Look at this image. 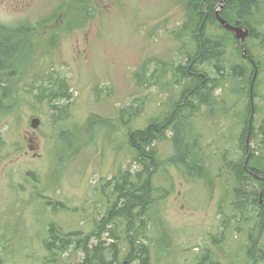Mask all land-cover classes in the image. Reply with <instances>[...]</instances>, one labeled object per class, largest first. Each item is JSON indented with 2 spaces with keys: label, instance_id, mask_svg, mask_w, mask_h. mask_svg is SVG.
<instances>
[{
  "label": "rangeland",
  "instance_id": "rangeland-1",
  "mask_svg": "<svg viewBox=\"0 0 264 264\" xmlns=\"http://www.w3.org/2000/svg\"><path fill=\"white\" fill-rule=\"evenodd\" d=\"M257 1L261 8L250 23L256 32H264V0ZM188 4L189 0H0V24L34 28L47 22L27 38L31 54L23 64L18 62L20 72L13 80L19 106L0 122L6 143L0 148L2 264L81 263L85 252L76 250L75 241L66 250L56 241L48 250L52 224L64 233L94 234L91 250L100 242L106 248L119 242L124 259L125 237L134 231L122 224L116 242L109 231L99 234L97 224L108 211L116 178L125 172L134 177L142 170L128 134L164 119L181 97L183 84L176 70L195 50L191 36L181 34L189 22ZM213 31L212 36L222 33ZM247 47L261 66L252 105L263 110L251 112L258 128L264 112V52L256 38L247 40ZM245 58L227 44L225 75L213 92L216 100L189 123L188 140L194 141L196 152L188 162L203 164L212 183L198 177L199 171L190 178L185 166L171 165L175 149L170 131L155 146L159 167L152 183L158 200L144 217L147 229L139 239L150 248L152 264H200L209 254L220 264H247L250 225L240 224L242 217L236 214L231 217L234 178L225 165L243 156L239 138L245 128L248 84L233 76L232 68L247 65ZM200 70L211 78L218 74L212 65ZM55 78L66 79L71 89L68 117L59 123L53 119L67 102L53 110L46 98L36 97V86H49ZM129 107L142 109L134 110L131 123L125 125L121 111ZM93 114L106 123L89 130L86 122ZM34 118L40 120L36 130L31 126ZM258 144L250 143L251 149L260 150ZM112 227L118 230L107 229ZM163 232L167 237L160 248Z\"/></svg>",
  "mask_w": 264,
  "mask_h": 264
},
{
  "label": "trees",
  "instance_id": "trees-1",
  "mask_svg": "<svg viewBox=\"0 0 264 264\" xmlns=\"http://www.w3.org/2000/svg\"><path fill=\"white\" fill-rule=\"evenodd\" d=\"M218 8H221L219 12L221 18L232 25L249 29L250 35L244 46L234 38L231 32L224 30L218 23L216 16ZM259 8H261V3L257 0H189L187 6L189 22L183 25L181 30L184 31L181 34L188 33L191 36L195 43V50L189 54L185 65H180L176 70L179 83L182 81L183 84L181 97L172 112L164 119L153 120L145 129L131 131L128 134V145L136 155L135 160L142 166V170L134 177L129 172H125V174L116 178L109 198L108 211L97 224L99 234L109 231L110 237L114 238L116 242L120 239L118 233L122 224H125V229L128 232L134 231L133 236L129 234L125 237L128 243L127 256L125 255L122 259V253L118 246L119 242L111 244L110 248H106L103 246L104 242H100L98 245L93 246L91 250L89 243L94 234L83 236L81 232L64 233L55 224H52L49 229L54 240L48 244L49 251L55 246L56 241L61 243V248L66 247L64 250L75 241L77 243L76 250L85 252V259L76 264H132L134 262L152 264L150 248L142 245L139 239L144 236V231L147 229L144 217H148L150 209L156 205L158 200L152 183V176L158 170L157 166L159 167L158 153L155 146L158 142L166 139L167 132L170 131L175 149V154L169 158L171 165L185 166L184 169L190 178L197 175V171H199L198 177L212 183L203 164L199 166L198 160H194V164L188 162L193 152H196V144L194 141L188 140L192 135L189 123L192 117L201 111L202 107H211L216 100L213 92L221 82L223 75H225L223 73L225 71L223 61L229 43L235 46L240 59H244L243 52L244 50L247 51L248 58L244 61L247 65L241 64L242 66L238 65L232 69L233 76H237V78L244 81L243 85H246L245 81L247 80L248 92L246 95L249 96V104L243 119L245 128L239 138V147L243 152V156L237 162L225 161L226 169L230 170L234 178L233 214L230 216L233 219L236 218V215L237 217L240 216L242 217L240 224L250 225L247 232L249 243L246 251V263L264 264V206L260 204L261 193H263L264 200V148L262 149L264 138L260 140V135L264 137V112L262 124L258 128L254 124L255 120H252L251 117L253 110L256 113L263 110L252 105L260 86L258 73L260 74L261 66L247 47V40L256 38L259 41V47L264 52V32H256L254 25L250 23L256 13L255 11ZM46 23V21L38 22L34 28H40ZM31 28L27 26L18 28L0 24V122L13 111L15 105L19 106L18 102L14 100V95L17 92L13 80L16 73L19 74L20 72L17 67L18 62L23 64L31 54L30 43L27 39L34 31V28L32 30ZM213 30H221L222 33L220 36H212ZM210 65L217 70L216 78H211L207 73L200 70L201 67ZM143 70H145L144 66ZM256 74L257 77H254ZM135 76L139 78L140 75L136 74ZM51 81L49 86H36V89L39 90V95L36 94V97L41 100L46 98L53 110H59L58 103L67 102L60 109V113L55 115L57 118L53 119L55 123H59L65 121L68 117L67 111L69 112L70 108L68 104L71 100V89L66 79L55 78ZM138 109L142 108L129 107L121 111V118L124 120L125 125L131 123L132 113L134 110L139 112ZM127 116H130V118L125 121ZM135 117L136 115H134ZM102 123H106V120L93 114L86 122V128L90 130L99 124L103 125ZM60 141L64 142L65 137L61 135ZM253 142L260 143L258 144L261 147L260 150L258 149L259 151L255 148L251 149L250 143ZM68 143L71 144L70 141ZM5 145L6 143L3 142L0 136V148L5 147ZM31 175L35 176L33 173ZM35 177L37 178V176ZM167 194L169 193L167 192ZM55 208L57 207L55 206ZM137 224L139 225L136 226ZM108 226H117L118 230L115 231L114 227L107 229ZM225 231L221 234L222 238H224ZM238 232L241 233V228L238 229ZM163 233L162 236L164 237L160 238V248H164L165 238L167 237ZM96 238L100 239L101 237L98 235ZM0 264H2V260H0ZM200 264L220 263L214 262L209 254Z\"/></svg>",
  "mask_w": 264,
  "mask_h": 264
},
{
  "label": "water",
  "instance_id": "water-1",
  "mask_svg": "<svg viewBox=\"0 0 264 264\" xmlns=\"http://www.w3.org/2000/svg\"><path fill=\"white\" fill-rule=\"evenodd\" d=\"M224 4V2H222ZM217 20L219 21V24L223 27L224 30L231 32L234 36V38L238 41H240L241 45H245L246 39L249 37L250 32L247 27L243 26H237L232 25L229 22H227L225 19L220 17L219 12L216 13ZM244 57H247V51L244 50ZM31 126L34 130L38 129L40 126V120L38 118H34L31 122ZM246 165V163H245ZM260 204L264 206V200H263V193L260 194Z\"/></svg>",
  "mask_w": 264,
  "mask_h": 264
}]
</instances>
